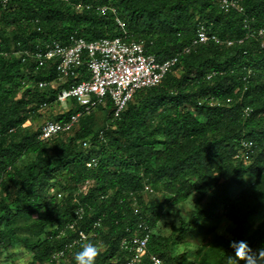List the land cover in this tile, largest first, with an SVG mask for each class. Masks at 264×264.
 <instances>
[{
  "label": "trees",
  "instance_id": "16d2710c",
  "mask_svg": "<svg viewBox=\"0 0 264 264\" xmlns=\"http://www.w3.org/2000/svg\"><path fill=\"white\" fill-rule=\"evenodd\" d=\"M239 2L242 13L220 10L218 0L0 3V260L21 242L30 247L34 263L49 264L53 253L77 237L72 231L58 236L82 206L78 229L96 236L76 246L65 264H75L74 254L89 241L100 246L96 264H121L125 254L119 242L137 219L131 193L153 230L142 264H151L152 255L163 264H227L228 257L235 258L232 241H245L253 250L264 247V219L254 229L251 223L264 217V38L249 36L264 27V0ZM79 4L84 8L77 9ZM97 6L115 8L129 37L143 41L146 53L159 61L189 46L199 23L233 44L208 43L181 54L164 81L137 92L119 119H113L107 100L73 131L41 141L40 127L24 125L43 104H57L58 95L84 75L61 84L53 62L35 72L32 61L23 64L15 55L50 41L66 42L72 33L87 41L121 36L115 16L96 12ZM40 81L49 85L39 89ZM67 107L57 121L79 110L73 100ZM245 108L252 110L248 118ZM98 113L103 120L96 131ZM247 140L255 144L254 154L237 159ZM24 157L30 162L19 166ZM92 157L99 162L88 169ZM246 178L252 183L244 187ZM146 186H161L172 205L194 193L195 213L154 232L160 213L143 206ZM234 187L242 189L230 198ZM32 217L40 230L31 244L19 236L17 225ZM222 218L233 225L230 235L217 232ZM99 220L101 227L94 229ZM192 234L204 236L193 261L173 257V243Z\"/></svg>",
  "mask_w": 264,
  "mask_h": 264
},
{
  "label": "built area",
  "instance_id": "2783aa9c",
  "mask_svg": "<svg viewBox=\"0 0 264 264\" xmlns=\"http://www.w3.org/2000/svg\"><path fill=\"white\" fill-rule=\"evenodd\" d=\"M10 0H0L6 6ZM220 10L228 13L235 11L242 13L243 8L239 0H218ZM84 5L79 4L77 9H83ZM90 7L87 6V9ZM95 11L101 14L111 12L115 16V22L122 35L117 37L101 38L94 41H87L77 33H72L66 42L50 41L44 45H38L34 50H26L18 53L23 64L32 61L35 65V72L44 68L48 63L55 64L57 80L64 84L73 79H79L71 84L70 88L63 90L57 97V104L66 106L68 101H75L78 112L70 115L66 120H46L40 126L39 140L46 141L61 133H69L78 127L81 118L91 115L105 105L106 101L112 105L113 119H119L132 101L137 92L159 86L166 76L174 69L181 54H189L198 46L214 43L216 45L231 46L232 42H224L215 34L209 32L205 24L199 23L196 33L189 46L181 53L165 61H159L154 55L146 53L143 41L130 38L126 24L117 16L115 8L109 6L94 7ZM251 37L264 38V27L249 34ZM85 73V74H84ZM39 89L46 88L49 84L40 81L36 83ZM205 102V101H204ZM230 100H227L229 103ZM211 106L218 105L213 101H207ZM49 107L43 104L41 109ZM244 117H250L252 110L244 109ZM27 122L24 127H27ZM104 138V131L98 135ZM89 142L83 143L88 148ZM255 144L252 141H242L237 152V159H246L254 154ZM98 158L92 157L86 163L88 169L98 165ZM145 193L151 192L150 187H145ZM61 198V194L58 195ZM134 203V214L137 216L133 228H127L126 235L119 242V247L125 254V260L121 264H142L148 255V244L152 235V228L141 215L137 199L131 193ZM84 208L78 206L75 209V221L59 231L58 237H64L67 231H72L77 237L68 242L63 249L53 253L49 264H65L68 254L72 253L76 246L85 243L89 238L95 237V232L86 233L80 229L79 223L83 221ZM101 227V221L94 224V229ZM62 252L57 257L55 254ZM151 264H163L157 256H150Z\"/></svg>",
  "mask_w": 264,
  "mask_h": 264
},
{
  "label": "rangeland",
  "instance_id": "374dc122",
  "mask_svg": "<svg viewBox=\"0 0 264 264\" xmlns=\"http://www.w3.org/2000/svg\"><path fill=\"white\" fill-rule=\"evenodd\" d=\"M18 57V55H15ZM136 100H134L135 102ZM69 111V107L59 104H53L46 109H41L37 116H34L31 122L28 125L32 124L33 129H37L41 126L43 122L46 120H56L59 117ZM103 113V112H102ZM98 121H96L95 129H97L102 125L101 115L97 114ZM30 162V157H24L19 161V166H23ZM252 183L251 178H246L244 187H247ZM242 188L234 187L229 192V197L234 198L237 193ZM151 192H147L143 194V206L144 207H155L156 211L160 213L159 221L157 222L156 227H154V232L163 229L166 223L171 221H181L190 218L195 213V202L196 195L194 193L191 194L190 199L179 205H172L169 201L168 197L163 192L161 186L157 188H150ZM4 196L2 191L0 190V199ZM264 217L262 215H257L251 219V223L253 224V229L258 225ZM37 218L32 217L28 219H21L17 225V233L22 239L30 240L31 244L37 240V233L40 228L37 226ZM233 230V225L231 222L222 218L218 227L217 232L220 234H228L230 235ZM41 240L43 237H39ZM204 240V236L200 234H192L186 235L183 240L176 241L171 246V255L176 257L178 260L184 255L190 261L194 259V253L197 251V248ZM9 258L5 260H0V264H36L33 261L31 249L29 246L24 244L17 243L13 246V249L6 254Z\"/></svg>",
  "mask_w": 264,
  "mask_h": 264
},
{
  "label": "clouds",
  "instance_id": "9594fccd",
  "mask_svg": "<svg viewBox=\"0 0 264 264\" xmlns=\"http://www.w3.org/2000/svg\"><path fill=\"white\" fill-rule=\"evenodd\" d=\"M230 247L235 250V258L228 257L227 264H239V262L242 264H264V247L253 250L245 241H232ZM55 255L60 257L63 253L60 252ZM100 255V246L89 241L74 254V261L75 264H96Z\"/></svg>",
  "mask_w": 264,
  "mask_h": 264
}]
</instances>
